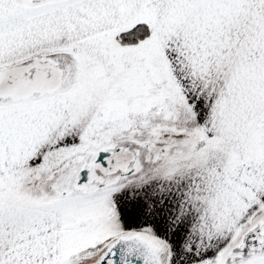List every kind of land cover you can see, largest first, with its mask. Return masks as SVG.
I'll return each mask as SVG.
<instances>
[{"label":"snow or ice","instance_id":"6c2138e0","mask_svg":"<svg viewBox=\"0 0 264 264\" xmlns=\"http://www.w3.org/2000/svg\"><path fill=\"white\" fill-rule=\"evenodd\" d=\"M0 264H264V0H0Z\"/></svg>","mask_w":264,"mask_h":264}]
</instances>
